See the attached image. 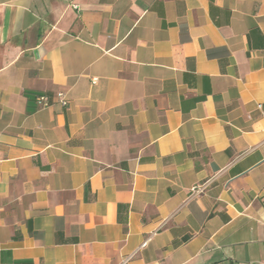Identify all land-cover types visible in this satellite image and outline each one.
<instances>
[{
	"label": "crops",
	"instance_id": "0c3cea01",
	"mask_svg": "<svg viewBox=\"0 0 264 264\" xmlns=\"http://www.w3.org/2000/svg\"><path fill=\"white\" fill-rule=\"evenodd\" d=\"M75 2L0 0V264H264V0Z\"/></svg>",
	"mask_w": 264,
	"mask_h": 264
},
{
	"label": "built area",
	"instance_id": "2783aa9c",
	"mask_svg": "<svg viewBox=\"0 0 264 264\" xmlns=\"http://www.w3.org/2000/svg\"><path fill=\"white\" fill-rule=\"evenodd\" d=\"M69 1V5L77 10L78 9V5L75 2V0H68ZM58 101L57 103L61 106V107H65L67 105V100L64 98L62 93H58ZM33 102H34V109H43V108H47L50 107L51 105H53L54 101L53 99L46 93H35L33 96ZM208 183H202L199 185H196L195 187L192 188L191 192L196 195V194H201L205 191L206 187H207ZM149 241V237H147L139 246V248L144 247L147 242ZM136 251L126 254L124 255L120 262L118 264H128L129 261H131V259L135 256Z\"/></svg>",
	"mask_w": 264,
	"mask_h": 264
}]
</instances>
